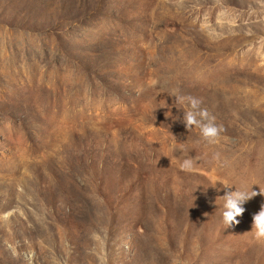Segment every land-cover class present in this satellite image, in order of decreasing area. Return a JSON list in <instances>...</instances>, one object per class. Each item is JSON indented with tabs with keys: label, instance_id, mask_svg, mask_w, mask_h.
<instances>
[{
	"label": "rangeland",
	"instance_id": "1",
	"mask_svg": "<svg viewBox=\"0 0 264 264\" xmlns=\"http://www.w3.org/2000/svg\"><path fill=\"white\" fill-rule=\"evenodd\" d=\"M262 206L264 0H0V264H264Z\"/></svg>",
	"mask_w": 264,
	"mask_h": 264
},
{
	"label": "clouds",
	"instance_id": "2",
	"mask_svg": "<svg viewBox=\"0 0 264 264\" xmlns=\"http://www.w3.org/2000/svg\"><path fill=\"white\" fill-rule=\"evenodd\" d=\"M155 83V81L153 82ZM171 95L177 96L176 90H173ZM185 102L188 104V110L185 111L183 122L186 128L193 126L199 128L200 137L207 142H215L219 136L221 129L215 124L214 117H210L206 109L201 110L199 108L200 100L195 97H186ZM183 169H191L193 167V161L191 159H185L181 164ZM224 186H231V184H224ZM256 195L255 192L250 190H244L235 187L234 191H227L222 197V211L221 218L225 226H231L236 223V217L239 216L244 208L242 205ZM253 235L256 239H264V206L261 210L253 215L252 229ZM29 264H31V257H27Z\"/></svg>",
	"mask_w": 264,
	"mask_h": 264
}]
</instances>
